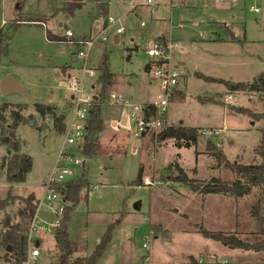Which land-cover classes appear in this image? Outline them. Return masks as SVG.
<instances>
[{"label": "rangeland", "instance_id": "1", "mask_svg": "<svg viewBox=\"0 0 264 264\" xmlns=\"http://www.w3.org/2000/svg\"><path fill=\"white\" fill-rule=\"evenodd\" d=\"M70 1L73 0H0V36H4L5 44L0 80L11 74L24 89L6 95L0 91V104L27 103L24 114L33 115L30 123H20L15 129L22 142L21 150L32 157L31 171L24 181L10 184L5 170L0 169V221L8 216L10 221H18L19 210L34 194L39 202L34 223L43 227L37 236L43 239L38 263L55 264L59 249L51 224L58 218L53 202L45 199V192L53 170L71 166L77 176L72 181L85 176L90 182L82 189L80 202L70 212L68 222L70 238L78 246L76 256H93L114 224L96 264H213L219 258L238 264L226 254L231 248L204 237L198 232V225L237 232L245 240L256 241L261 237L256 234L257 221L250 211L259 200L264 205V192L257 187L240 195L193 191L174 180L179 174L177 166L197 185L212 177L229 181L237 178L205 151L209 136L202 137L196 148L179 147L171 137L160 139V132L139 137L135 132L144 105L159 100V96H168L154 73L156 58L146 52L150 43L158 41L166 44L168 62L178 74V84L170 86L174 94L166 108L169 122L220 129L211 137L231 162L248 164L259 160L254 148L260 143L263 120L229 110V106L236 105L262 112L264 103L258 94L231 92L224 84L206 81L195 73L233 82H249L264 75V0H101L107 6L104 11H100L96 0H82V7L68 17L58 9ZM251 6L260 11H249ZM100 15L116 20L106 33V41L100 34ZM18 17L32 20L12 29ZM231 25L244 40L242 43L209 41L217 31L228 39ZM118 27L121 32H117ZM46 29L57 35L70 29L73 35L66 43L50 42ZM98 34L87 61L95 74L86 77L83 93L99 94V66L105 54L114 83L103 104L105 128L100 133L98 151L87 157L78 145L67 144L65 134L56 132L53 119L42 117L33 105L41 102L56 106L58 114H66L65 124L71 121L74 92L68 88V81L82 75L77 56L82 48L79 40L83 42ZM148 64L149 70L145 68ZM177 90L182 93L177 95ZM112 92L121 93L125 103L108 101ZM199 97L218 98L224 103ZM123 116L127 118L125 124L121 123ZM63 150L67 153L61 155ZM74 157L80 159L79 164L73 163ZM142 167L143 175L150 178L143 185L132 184ZM137 201L140 210L133 208ZM145 242L149 248L143 247ZM145 256L150 259L145 260ZM260 259L264 262V255ZM0 264H8L1 245Z\"/></svg>", "mask_w": 264, "mask_h": 264}, {"label": "trees", "instance_id": "2", "mask_svg": "<svg viewBox=\"0 0 264 264\" xmlns=\"http://www.w3.org/2000/svg\"><path fill=\"white\" fill-rule=\"evenodd\" d=\"M96 2L101 9L100 11L106 9V3H103L101 0H96ZM83 4L84 2L82 0H73L58 9V11L63 12L68 17H72L74 16L75 11L81 8ZM27 20L32 19L21 17L16 18L12 23V29H17L22 24L21 22H27ZM228 33L232 38L234 37L231 31L228 30ZM46 37L50 42L66 43L69 41V38L65 35L54 34L49 29H46ZM4 55V36L1 34L0 62ZM150 67V64L145 66L148 70ZM195 75L206 81L224 84L231 92L256 93L258 94L260 101L264 103V75H260L249 82H233L222 77L210 76L202 72H196ZM98 82L100 84V92L93 102L87 124L88 134L86 136L84 150L87 157L94 156L98 151L100 133L105 128L103 104L109 96V88L114 83V74L108 67V58L106 54L101 66H99ZM200 100L221 104L224 103L220 99L213 97L207 99L200 98ZM28 106L27 103L20 102H3L0 104V127H2L5 134L4 143L7 146L6 154L0 158V167L1 170H5L6 179L10 184L24 181L32 168V157L21 150L22 142L15 133V129L20 123H30V121H32L33 115L26 117L24 114V111ZM33 107L42 117L50 116L53 119L54 128L57 133H64L66 127L65 113L61 112L58 114L56 112V106L47 105L41 102H35ZM144 109L148 114L156 115L163 121L167 122L166 113L158 114L153 104H146ZM229 110L231 112L247 115L256 120H263V123L259 128L261 132L260 143L254 148V154L259 160L255 163L248 164L239 161L231 162L212 137H207V140L205 141V151L216 157L219 165H223L225 168L230 169L237 178L229 181L223 180L219 177H212L201 185H197L195 179L190 178L182 167L177 166L179 174L174 178L175 181L185 183L191 188V190L204 194L220 193L226 195H240L241 193H249L255 187L260 188L264 192V108L262 112L258 113L254 112L249 107L231 105L229 106ZM31 125L36 127L35 122H32ZM201 129L203 128L190 127L182 124H169L159 133V137L160 139H165L167 137L174 138L179 147L194 146L197 148L202 142V137H204L200 131ZM200 152L201 151L198 149L196 150L197 154ZM132 184L143 185V167L140 169L138 176ZM88 185H90L89 180L85 176H82L78 180L67 182L60 187L62 197L66 201V206L63 218L60 220V223L55 228L54 232L56 246L59 249L55 264H96V259L102 255L106 244L111 238V230L114 224L109 227L108 231L103 236L93 256L88 258H77L70 261L71 255L75 251L74 243L70 238V232L68 229L70 212L73 210L74 206L80 202V193L82 189ZM38 205L39 202L36 200L35 195L31 194L28 198L26 207L19 210L18 221H10L9 216L0 221V224L2 225V230L0 231V245L5 250V257L8 264H21L26 259L30 248L28 237L29 224L35 218ZM250 214L257 221L256 234L261 237L256 241L245 240L241 238L237 232L212 230L203 224L198 225V232L204 237L218 241L231 249L264 252V205L261 200L251 206ZM8 246H10L9 249Z\"/></svg>", "mask_w": 264, "mask_h": 264}, {"label": "built area", "instance_id": "3", "mask_svg": "<svg viewBox=\"0 0 264 264\" xmlns=\"http://www.w3.org/2000/svg\"><path fill=\"white\" fill-rule=\"evenodd\" d=\"M224 3H234L236 0H221ZM152 0H148V3H151ZM249 11L251 12H259V7H253L251 6L249 8ZM99 19L102 21V29L100 31V34L102 36V40H107L108 36L106 33L109 30V27L116 21L115 18L112 16H104L100 15ZM44 24V22H41ZM121 27L117 28V32H121ZM66 37H70L73 35V32L70 29L65 30ZM99 34L95 37H90L86 39L85 41H80L79 43L81 45V49L77 52V56L80 58L81 61V70L82 75L81 76H75L69 79L68 81V88L70 91L74 92V94L71 96L73 102H74V112H73V118L70 122L66 123L65 127V139L66 143L70 145H78V148L81 149L83 152L85 150V144H86V136L88 134V128L87 124L89 121L90 111L93 105L94 100L96 99L97 95H89L84 94V83L87 76H94L95 70L92 67H88L87 61L89 58V53L98 39ZM166 44L156 41L155 43H150L148 45V48L146 50L147 54L150 57H155L156 61H153L157 64V67L155 69V75L160 78L162 87L165 89V91L168 93V96L163 98L162 96H159V100L153 101L151 104L154 105V107L157 110L158 114L166 113V108L168 104V100L171 97L172 94H174V90L170 91V86H175L178 84V74L176 72V69L168 62L169 55L167 56L164 51V47ZM170 46V44H169ZM231 98V96H230ZM108 101H112L114 103H125L124 96L121 93H110V97ZM144 107L141 109L140 116L137 119V130L135 132V135L137 137L144 136L150 132H161L168 126L167 122L163 121L159 117L153 114H148ZM201 133L204 136L211 137L212 135H217L220 133V129H201ZM4 132L2 127H0V158L6 154L7 146L4 143ZM6 147V148H5ZM63 153H67L64 150L61 152V155ZM85 154V153H84ZM72 161L74 164H79L80 159L78 157L72 158ZM1 169V167H0ZM76 171L71 166H64L58 169L53 170L52 174L50 175L46 192H45V199L50 200L53 202V209L56 213V216L58 218V221H55L51 224L54 228H56L60 220L63 218L66 201L62 197L61 189L60 187L63 186L67 182H71L75 179ZM77 177V176H76ZM150 184V183H149ZM151 185V184H150ZM36 216V215H35ZM35 218L31 222L29 229H28V237H29V253L26 257V259L21 264H39L38 259L41 254V248L39 247V244L37 242V236L38 232L41 227H36L34 223ZM36 238V239H35ZM143 247L149 248V244L145 242L143 244ZM149 256H145V260H149ZM139 264V263H135ZM213 264H230V261L228 259H218Z\"/></svg>", "mask_w": 264, "mask_h": 264}, {"label": "crops", "instance_id": "4", "mask_svg": "<svg viewBox=\"0 0 264 264\" xmlns=\"http://www.w3.org/2000/svg\"><path fill=\"white\" fill-rule=\"evenodd\" d=\"M107 9V7H106ZM219 23H226L227 25L230 24L228 22H219ZM61 24V23H60ZM230 31L233 33L234 37L232 38L231 35H229V38L227 39V37H223L222 35H220V32L217 31L215 32L216 35L213 37V38H209V41H214V42H217V43H221V42H235V43H242L244 40H242L241 37L237 36L234 31L232 30V25H231V29ZM116 37V40H118V35L116 34L115 35ZM189 37V36H188ZM47 38V37H46ZM235 45V44H234ZM238 50H240L238 47H237ZM184 64V63H183ZM245 65V64H244ZM176 66V65H175ZM65 70V69H64ZM175 93L177 95H180L182 93L181 90H177L175 91ZM230 96V95H229ZM251 98V96H250ZM112 123H114L115 121L114 120H111ZM126 122H127V118H126ZM167 123L168 124H173V123H170L169 122V119H168V116H167ZM183 122H180V124H182ZM183 125V124H182ZM190 127H196V126H190ZM201 128V127H199ZM6 148V147H5ZM144 177V181H143V184L144 182L146 183V181L150 178V175H143ZM88 197V195H87ZM41 236H39L40 238ZM39 238H37V242L40 243L39 245H41L42 247V240H40ZM74 243V249L75 251L73 252V254L71 255V257H76L75 259L77 258H88L86 256H83V257H78L76 256L77 254V250H78V246L75 242ZM240 251V252H239ZM243 251V252H241ZM231 259L234 260V262L238 263V264H247V263H252V264H264V262H261L262 260L260 258L263 257L264 255V252H255V251H251V250H243V249H232L231 252H227L226 253ZM260 254V255H258ZM217 255L220 257V253L217 252ZM220 259V258H219Z\"/></svg>", "mask_w": 264, "mask_h": 264}, {"label": "water", "instance_id": "5", "mask_svg": "<svg viewBox=\"0 0 264 264\" xmlns=\"http://www.w3.org/2000/svg\"><path fill=\"white\" fill-rule=\"evenodd\" d=\"M183 35L185 37H188L189 34L185 31H182ZM63 73H65V70H63ZM24 89L21 87V85L18 83L17 79L9 74L7 76H5L4 78H2L0 80V91L2 92V94H10L13 93L15 91H23ZM121 123L125 124L126 123V117L123 116L121 118ZM134 210H140V201H137L134 203L133 205ZM10 248V246H8V249Z\"/></svg>", "mask_w": 264, "mask_h": 264}]
</instances>
